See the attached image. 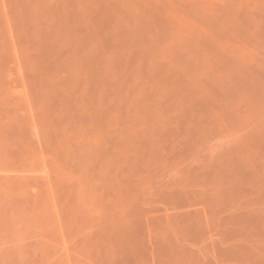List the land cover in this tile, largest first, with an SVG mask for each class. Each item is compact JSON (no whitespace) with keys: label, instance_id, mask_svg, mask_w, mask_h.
I'll return each instance as SVG.
<instances>
[{"label":"rangeland","instance_id":"rangeland-1","mask_svg":"<svg viewBox=\"0 0 264 264\" xmlns=\"http://www.w3.org/2000/svg\"><path fill=\"white\" fill-rule=\"evenodd\" d=\"M0 264H264V0H0Z\"/></svg>","mask_w":264,"mask_h":264}]
</instances>
